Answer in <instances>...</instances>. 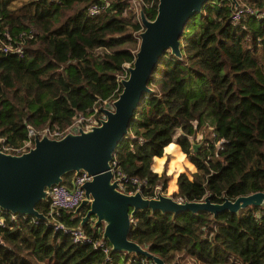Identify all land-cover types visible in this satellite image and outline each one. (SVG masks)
<instances>
[{
	"label": "trees",
	"instance_id": "16d2710c",
	"mask_svg": "<svg viewBox=\"0 0 264 264\" xmlns=\"http://www.w3.org/2000/svg\"><path fill=\"white\" fill-rule=\"evenodd\" d=\"M93 1L0 0L5 143L20 145L29 128L65 127L94 107L102 116L99 106L120 92L119 75L135 58L142 25L130 0H103L106 8L90 15ZM144 1V15L153 18L158 0ZM245 2L255 11L235 20L234 0L206 1L184 27L180 56L170 48L160 55L152 90L113 151L120 170L145 179L144 196L166 190L170 175L153 169L164 148L174 151L177 163L186 154L195 166L190 176L178 173L175 199L210 194L220 202L264 191V0ZM73 174L65 173L61 182L70 185ZM35 207L46 217L16 214L0 226V264H153L125 250L106 258L91 242H73L69 232L55 228L47 197ZM86 209H60L56 219L102 237L93 218L80 224ZM128 237L166 264H239L235 257L242 264H264V205L216 214L139 208Z\"/></svg>",
	"mask_w": 264,
	"mask_h": 264
},
{
	"label": "water",
	"instance_id": "95a60500",
	"mask_svg": "<svg viewBox=\"0 0 264 264\" xmlns=\"http://www.w3.org/2000/svg\"><path fill=\"white\" fill-rule=\"evenodd\" d=\"M208 0H158L156 14L147 18L142 9L143 29L127 76L120 79L121 90L111 106L100 105L103 116L98 124L79 127L59 138L44 134L34 135L31 147L20 153L0 150V209L15 214L45 218L35 205L46 198L48 188L63 180L65 173L87 171L90 179L83 183L84 197L72 210L87 209L80 224L93 218L94 225H102V237L111 245V251L125 250L141 253L153 264H166L159 256L128 237L134 212L139 208L159 209L178 213L182 210L209 211L223 209L238 211L250 204L264 205V191L241 194L220 202L210 200L207 194L200 200H179L157 190L156 196H144L141 191L127 193L112 179L110 161L119 141L127 133L134 111L149 87L152 71L164 50L180 56V39L187 21ZM235 6L238 5V1ZM198 143H193L196 150Z\"/></svg>",
	"mask_w": 264,
	"mask_h": 264
},
{
	"label": "built area",
	"instance_id": "2783aa9c",
	"mask_svg": "<svg viewBox=\"0 0 264 264\" xmlns=\"http://www.w3.org/2000/svg\"><path fill=\"white\" fill-rule=\"evenodd\" d=\"M130 4L139 7L138 9L140 10L142 4L147 5L144 0H130ZM104 8H106V4L103 3V0L101 1L97 0V1H93L88 6L87 11L90 15H93L100 12ZM130 10L135 12L139 22L142 25L140 12H138V10L135 11L132 6L130 7ZM254 11H255L254 8L250 4L245 2V0H238V5L234 7L231 16L233 19L236 20L239 19L241 16L247 15L249 13H253ZM142 29H143V25L140 31ZM138 39H139V34H138ZM128 65H130V63L128 62L125 63L124 70L119 75V79L127 76ZM102 116L98 115L97 108L94 107L93 110L87 114L81 113L79 115H76L71 121V123H69L67 126L62 128L45 127L38 130L29 128L27 137L23 140V142L20 145L17 146H11L5 143L6 141L5 137L0 135V150L11 153H20L22 151L27 150L29 147L33 145L35 134H38V136L46 134L49 137L59 138L64 134H66L67 132H77L79 127H85L88 124H98L99 119ZM110 165H111L110 169L112 171V179L117 180L118 187L120 190L127 193L141 191V187L144 184L145 179L140 178L139 176L134 174L128 175L124 173L122 170H120L117 165V159L114 152L112 154ZM90 177L91 176L87 173V171L81 170L78 173H74L72 175L70 185H67L62 182L51 185L48 188L46 194V197L48 199L47 215L49 216L50 220L52 221V224L55 226L56 229L60 228L70 233L73 242H91L93 247L101 250L105 254V257L108 258L111 252V245L105 238L103 237L93 238L90 234L86 233L82 227L80 226L69 227L65 224L64 221H60L56 219L58 210L60 209L73 210L80 203V201L84 197L83 183L86 180L90 179ZM129 185L133 188H131ZM154 196H156V194ZM15 215H16L15 213L0 209V226H4L6 221L9 218L10 219L14 218Z\"/></svg>",
	"mask_w": 264,
	"mask_h": 264
},
{
	"label": "rangeland",
	"instance_id": "374dc122",
	"mask_svg": "<svg viewBox=\"0 0 264 264\" xmlns=\"http://www.w3.org/2000/svg\"><path fill=\"white\" fill-rule=\"evenodd\" d=\"M131 6L133 7V9L136 11L138 10V12H140V9H138L139 7H136L134 5L131 4ZM108 102V101H106ZM107 106H111L110 103H106ZM200 135L198 134L196 138H198ZM202 141H199L198 144L201 145ZM198 145V147L200 146ZM174 151H169L167 152L166 157L164 158L165 160H162L164 156H162L161 159H159V161H162L159 165L155 164V160L153 162L154 165V169H159L156 170L158 173H161L163 170L170 175V178L168 179V183H167V187L166 190H163V193L168 194L169 192H171L172 186L173 184H175V181L177 180V175L180 171H185L188 173V175L190 176V172L195 170V166L193 163H191L186 156H184V160L178 162L176 161V158L174 157ZM157 165L159 167H157ZM234 258V257H233ZM235 259L238 260L239 264H242L240 259L238 257H235ZM219 263V262H216ZM222 263V262H221ZM127 264H129V262H127ZM150 264V263H148ZM215 264V263H214Z\"/></svg>",
	"mask_w": 264,
	"mask_h": 264
},
{
	"label": "crops",
	"instance_id": "0c3cea01",
	"mask_svg": "<svg viewBox=\"0 0 264 264\" xmlns=\"http://www.w3.org/2000/svg\"><path fill=\"white\" fill-rule=\"evenodd\" d=\"M106 103H108V102H104V106H107L106 105ZM108 107V106H107ZM178 144V143H177ZM179 145V144H178ZM179 149L181 150V147H180V145H179ZM182 151V150H181ZM167 152H169L168 150H166L165 148H164V154L162 155V156H164L163 157V159L162 160H165L164 158L166 157V155H167ZM185 154V153H184ZM185 156H186V154H185ZM156 158H159V156H155L154 157V159H153V162H154V160L156 159ZM160 158H162V157H160ZM186 158H187V156H186ZM188 159V158H187ZM162 161H159V164L161 163ZM178 164V163H177ZM159 167V166H158ZM155 167H154V165H153V169H154ZM155 171L156 170H159V169H154ZM177 189V184H176V181H175V184H173V186H172V189H171V192L172 191H174V190H176ZM171 192H169L168 194H171Z\"/></svg>",
	"mask_w": 264,
	"mask_h": 264
}]
</instances>
